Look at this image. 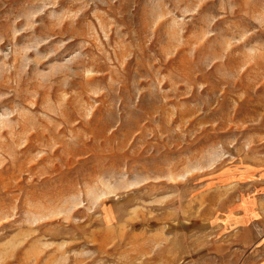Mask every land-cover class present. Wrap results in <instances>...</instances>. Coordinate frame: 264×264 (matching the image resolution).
I'll use <instances>...</instances> for the list:
<instances>
[{
	"label": "rangeland",
	"instance_id": "obj_1",
	"mask_svg": "<svg viewBox=\"0 0 264 264\" xmlns=\"http://www.w3.org/2000/svg\"><path fill=\"white\" fill-rule=\"evenodd\" d=\"M259 159L264 0H0V264H218Z\"/></svg>",
	"mask_w": 264,
	"mask_h": 264
},
{
	"label": "crops",
	"instance_id": "obj_2",
	"mask_svg": "<svg viewBox=\"0 0 264 264\" xmlns=\"http://www.w3.org/2000/svg\"><path fill=\"white\" fill-rule=\"evenodd\" d=\"M230 178L234 198L220 216L226 254L218 264H264V159L242 164Z\"/></svg>",
	"mask_w": 264,
	"mask_h": 264
}]
</instances>
